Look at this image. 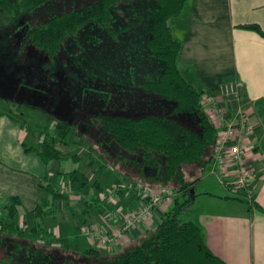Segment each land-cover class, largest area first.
<instances>
[{"label":"crops","instance_id":"crops-1","mask_svg":"<svg viewBox=\"0 0 264 264\" xmlns=\"http://www.w3.org/2000/svg\"><path fill=\"white\" fill-rule=\"evenodd\" d=\"M183 12V18H178ZM183 12L171 20L175 36L182 41L179 67L196 89L217 97H221L224 84L240 83L253 131L247 164L256 171L253 204L248 198L233 195L245 193L243 190L219 186V191L194 196L190 220L202 227L210 249L227 264H264V37L242 27L258 24L264 30V0H186ZM7 78L4 74L0 81L10 79ZM34 93L35 90L23 89L21 101L28 98L41 105L31 109H38L45 118H61L47 110L48 101L41 104L30 99ZM236 105L233 101L230 107ZM24 121L19 115L0 114V211H3L0 215L8 219L7 209L18 198L21 203L15 221L28 230L41 223L50 235L46 242L66 245L78 252L95 247L107 254L121 253L154 229L179 196L174 194L156 207L147 223L137 226L121 241L99 247L84 231L115 233L122 218L146 201L144 192L134 181H124L126 175L116 174L112 165V169L106 167L110 165L99 154L97 161L93 155L82 158L85 154H79L81 151H63L61 159L46 162L36 150L27 151L26 146L42 142L37 136L43 128L32 132ZM89 149L95 151L91 144ZM76 170L90 180L81 191L68 187V174ZM92 175L97 177L93 182ZM48 177L65 195L63 198L54 199L52 194L45 193L40 182L47 184ZM111 193L114 198L105 199L104 195ZM44 197L51 212L38 218L34 210Z\"/></svg>","mask_w":264,"mask_h":264},{"label":"trees","instance_id":"trees-1","mask_svg":"<svg viewBox=\"0 0 264 264\" xmlns=\"http://www.w3.org/2000/svg\"><path fill=\"white\" fill-rule=\"evenodd\" d=\"M50 1L0 0V12L12 16L9 23L11 24L22 13L34 12ZM139 1L97 0L80 9L55 15L43 25L28 30L21 38V49L32 57L39 56V60L54 59L61 55L71 35L77 34L93 22L108 26L115 22L122 10L126 11ZM152 1L154 7L146 43L151 57L161 61L163 71L140 82V88L146 98L145 105H128L124 101L126 106L120 112H101L93 119L96 127L86 134L77 131V126L69 120L58 118L59 134L65 144L74 132L88 138L100 158L112 166L121 164L123 158L128 160L134 157L138 162L142 161L144 167L152 168L148 173L143 172V183L150 184L152 188L174 191L179 196L175 197L173 207L165 213L159 224L138 243L123 252L112 255L92 247L80 253L102 264H227L210 249L200 225L181 219L182 212L195 202L192 189L201 179L198 176L188 180L185 167L203 170L212 164L218 139L217 128L204 108L205 91L196 89L179 67L182 41L175 36L171 20L183 12L186 0ZM7 25H2L0 31L6 29ZM242 27L256 31L264 37V30L258 24H245ZM25 57H28L27 54ZM24 58L20 60L23 61ZM27 74L28 70L25 73L21 71L8 81H0L1 90L8 91L14 97L20 95L23 89L34 90V86H29L24 81ZM31 106L41 107L37 104ZM128 109L137 110V115L129 114ZM154 109H161L162 113L146 112ZM1 113L17 115L12 109H0ZM24 123L30 126L32 132L35 131L27 121ZM42 133L45 135L44 141L26 146L27 151L36 150L46 162L61 159L62 151L52 142L54 131L45 126ZM126 166L124 175L131 180L134 172ZM68 178L70 186L76 191H81L90 184L89 178L81 170L68 174ZM40 184L45 193L52 194L54 199L65 196L55 188L50 177L47 178V184L42 181ZM20 203V200L15 198L14 205L7 209L11 222L5 224L0 220V240L6 243L5 254L22 247L21 240L27 237L44 242L50 236L44 231L41 223H37L32 230L17 224L15 219ZM48 206L47 197L42 198L34 210L36 217L50 213ZM55 256V264H71L74 261L70 257Z\"/></svg>","mask_w":264,"mask_h":264},{"label":"rangeland","instance_id":"rangeland-1","mask_svg":"<svg viewBox=\"0 0 264 264\" xmlns=\"http://www.w3.org/2000/svg\"><path fill=\"white\" fill-rule=\"evenodd\" d=\"M94 1L97 0H51L34 12L22 13L11 24H9L11 15L0 12V27L8 24L6 29L0 31V79L4 74L8 78H14L21 71L25 73L28 70L29 73L24 81L27 85L35 87L34 97L30 99L41 104L48 101L47 110L50 109L52 114L59 115L63 119L71 120L77 126V131L85 134L96 127L93 118L110 108L121 111L122 107L126 106L125 99L128 105H145L146 98L140 88V82L148 77L157 76L163 71L161 61L151 57L146 43L154 7L152 0H140L126 11L124 10L125 12L122 10L115 22L108 26L98 22L86 25L80 32L68 38L63 53L54 59L37 60L30 53H23L20 43L25 31L43 25L55 15L80 9ZM183 14L184 12L178 18H183ZM109 28L116 29L117 33L110 32ZM25 54L28 57L24 58ZM22 57L23 61L20 60ZM126 93L128 95L125 98L123 95ZM31 104L33 102L28 98L24 102L21 101V95L14 97L8 91L0 90V109H12L34 129L43 128L49 124L50 129L54 131L52 142L62 153L63 151L76 153L81 151L79 154H85L82 158L93 155L99 161L96 155L98 152H92L89 149L91 142L88 138L74 132L70 134L69 141L65 144L59 134V119L45 118L46 115L38 109H31ZM128 110L131 115L138 113L137 110ZM146 112L161 114L162 110L154 109ZM40 134L37 139L44 141L45 135L41 132ZM137 160L134 157L128 160L123 158L121 164L113 166L114 171L116 174H124L125 166L131 163L126 166L134 172V176L130 178L131 181L151 187L150 184L143 183L142 176L143 172L148 173L152 168L144 167L142 161ZM106 167L112 169L111 165ZM185 169L188 172V180L201 177L192 189L193 196L196 194L201 196L206 191H215L214 189L219 191V186L229 187L212 172L213 164L207 165L203 170L189 166ZM91 177L92 182L97 178L93 175ZM124 181L127 182L128 179ZM68 187L74 191L70 183ZM115 190L112 188V192L115 193ZM163 193L166 199L164 202L168 200V197L173 198L175 194L174 191L167 190ZM233 195L247 199L242 192ZM104 197L111 199L109 194ZM192 210V206L184 210L181 219L190 220ZM118 218H121L120 214ZM0 220H3L5 224L9 223V219L1 215ZM23 228L28 227L23 226ZM102 231L104 230L101 232L95 230L92 233V240L99 247H105L102 243V234L107 232ZM4 243V240H0V264H55V254L70 257L74 260L71 264H102L98 260L88 259L77 249L66 245L46 241L37 242L27 237L21 240L22 247L15 252L5 254L7 248ZM8 256L9 260H7Z\"/></svg>","mask_w":264,"mask_h":264},{"label":"built area","instance_id":"built-area-1","mask_svg":"<svg viewBox=\"0 0 264 264\" xmlns=\"http://www.w3.org/2000/svg\"><path fill=\"white\" fill-rule=\"evenodd\" d=\"M220 93L221 97L212 93L203 94V104L207 107L206 111L218 131L212 172L218 175L222 183L234 187L236 190H243L249 202L253 204L252 185L256 178V171L247 164V157L252 151L251 137L253 134L248 104L242 99L238 82L224 84ZM233 101L237 105L231 108L230 104ZM138 186L140 189L143 187L146 201L137 211L122 218L120 227L115 233L102 234V243L105 247L121 241L137 226L147 223L151 219L154 209L161 206L166 200L163 196L164 190ZM109 195L110 198H114L113 193ZM116 215L119 216V213ZM92 233V231H84V235L87 237H92Z\"/></svg>","mask_w":264,"mask_h":264},{"label":"flooded vegetation","instance_id":"flooded-vegetation-1","mask_svg":"<svg viewBox=\"0 0 264 264\" xmlns=\"http://www.w3.org/2000/svg\"><path fill=\"white\" fill-rule=\"evenodd\" d=\"M11 18H12V16H11ZM11 21H12V20H11ZM112 29H113V28H112ZM29 30H30V29H29ZM109 30H110V29H109ZM27 31H28V30H27ZM27 31H25V34L27 33ZM110 32H112V33H114V34L117 33V31L114 32V31H111V30H110ZM63 51H64V49H63ZM63 51H62V53H63ZM62 53H61V54H62ZM127 95H128V94L126 93V94L123 95V97L126 98ZM125 102H127L126 99H125ZM122 109H123V107H122ZM122 109H121V110H122ZM113 110H115V109H111V108H110V109H108V110H107L106 112H104V113H108V112H110V113L120 112V111H117L118 109H116L115 111H113ZM95 118H96V117H95ZM93 119H94V118H93ZM69 121L72 123L71 120H69ZM90 131H91V130H90ZM90 131H89V132H90ZM4 244H5V243H4Z\"/></svg>","mask_w":264,"mask_h":264},{"label":"water","instance_id":"water-1","mask_svg":"<svg viewBox=\"0 0 264 264\" xmlns=\"http://www.w3.org/2000/svg\"><path fill=\"white\" fill-rule=\"evenodd\" d=\"M61 119V118H60Z\"/></svg>","mask_w":264,"mask_h":264}]
</instances>
